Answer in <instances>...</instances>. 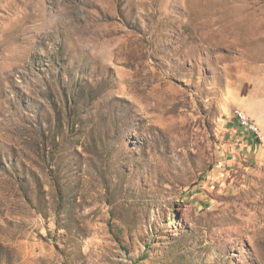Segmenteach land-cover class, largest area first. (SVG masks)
Masks as SVG:
<instances>
[{
    "label": "rangeland",
    "instance_id": "1",
    "mask_svg": "<svg viewBox=\"0 0 264 264\" xmlns=\"http://www.w3.org/2000/svg\"><path fill=\"white\" fill-rule=\"evenodd\" d=\"M0 264H264V0H0Z\"/></svg>",
    "mask_w": 264,
    "mask_h": 264
},
{
    "label": "bare ground",
    "instance_id": "2",
    "mask_svg": "<svg viewBox=\"0 0 264 264\" xmlns=\"http://www.w3.org/2000/svg\"><path fill=\"white\" fill-rule=\"evenodd\" d=\"M242 119H243V121H244V122L242 121V123H243L244 125H247V126L252 127L251 124L249 123V121H248V119H247L246 116L243 115V116H242ZM245 122H246V123H245Z\"/></svg>",
    "mask_w": 264,
    "mask_h": 264
},
{
    "label": "trees",
    "instance_id": "3",
    "mask_svg": "<svg viewBox=\"0 0 264 264\" xmlns=\"http://www.w3.org/2000/svg\"><path fill=\"white\" fill-rule=\"evenodd\" d=\"M251 133H252V134H250V137H251V138H255V135H256L255 133H256V132H253V131H252ZM253 136H254V137H253Z\"/></svg>",
    "mask_w": 264,
    "mask_h": 264
},
{
    "label": "built area",
    "instance_id": "4",
    "mask_svg": "<svg viewBox=\"0 0 264 264\" xmlns=\"http://www.w3.org/2000/svg\"><path fill=\"white\" fill-rule=\"evenodd\" d=\"M242 121H243V119H242ZM244 122V121H243ZM246 123V122H245Z\"/></svg>",
    "mask_w": 264,
    "mask_h": 264
}]
</instances>
